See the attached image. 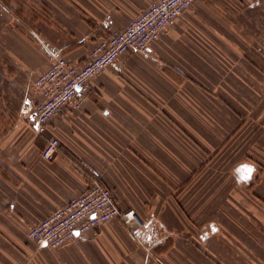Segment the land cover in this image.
Listing matches in <instances>:
<instances>
[{"label":"crops","instance_id":"1","mask_svg":"<svg viewBox=\"0 0 264 264\" xmlns=\"http://www.w3.org/2000/svg\"><path fill=\"white\" fill-rule=\"evenodd\" d=\"M151 1L0 0V264H264V0H198L43 137L27 121L54 57L82 65ZM92 177L160 222L139 237L160 262L117 218L55 250L27 238Z\"/></svg>","mask_w":264,"mask_h":264},{"label":"built area","instance_id":"2","mask_svg":"<svg viewBox=\"0 0 264 264\" xmlns=\"http://www.w3.org/2000/svg\"><path fill=\"white\" fill-rule=\"evenodd\" d=\"M198 0H153L129 24L100 38L90 50L88 59L78 65L65 56H56L47 69L34 80L33 86L40 99L27 112V121L34 127L37 135L44 136L47 123L69 105L80 109L87 97L90 80L127 51L144 52L157 41L160 34L178 16L192 7ZM59 141L46 139L41 157L52 160L58 152ZM119 219L129 228L133 238L151 253L150 247L140 241V235L156 223L151 217L147 223L139 221L133 209L121 210L114 193L92 177L87 189L52 211L45 218L31 225L26 232L29 240L37 247L52 250L67 244L77 235L92 230L112 219ZM139 232V233H138Z\"/></svg>","mask_w":264,"mask_h":264},{"label":"rangeland","instance_id":"3","mask_svg":"<svg viewBox=\"0 0 264 264\" xmlns=\"http://www.w3.org/2000/svg\"><path fill=\"white\" fill-rule=\"evenodd\" d=\"M262 35L264 36V32L262 33ZM255 42H256V45H257V43L259 42V40L256 39ZM256 49H259L260 51L262 50L261 48H259V46H256Z\"/></svg>","mask_w":264,"mask_h":264},{"label":"snow or ice","instance_id":"4","mask_svg":"<svg viewBox=\"0 0 264 264\" xmlns=\"http://www.w3.org/2000/svg\"><path fill=\"white\" fill-rule=\"evenodd\" d=\"M248 171H251L250 169Z\"/></svg>","mask_w":264,"mask_h":264}]
</instances>
